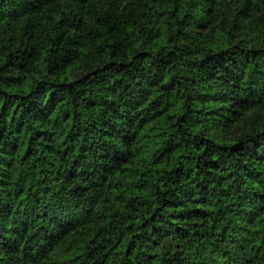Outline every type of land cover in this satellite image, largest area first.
I'll return each mask as SVG.
<instances>
[{
	"label": "trees",
	"instance_id": "1",
	"mask_svg": "<svg viewBox=\"0 0 264 264\" xmlns=\"http://www.w3.org/2000/svg\"><path fill=\"white\" fill-rule=\"evenodd\" d=\"M0 264H264V0H0Z\"/></svg>",
	"mask_w": 264,
	"mask_h": 264
}]
</instances>
